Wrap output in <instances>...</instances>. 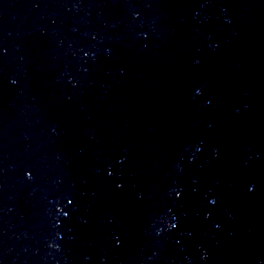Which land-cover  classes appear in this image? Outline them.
I'll list each match as a JSON object with an SVG mask.
<instances>
[{
	"label": "water",
	"instance_id": "95a60500",
	"mask_svg": "<svg viewBox=\"0 0 264 264\" xmlns=\"http://www.w3.org/2000/svg\"><path fill=\"white\" fill-rule=\"evenodd\" d=\"M0 264H264V0H0Z\"/></svg>",
	"mask_w": 264,
	"mask_h": 264
}]
</instances>
